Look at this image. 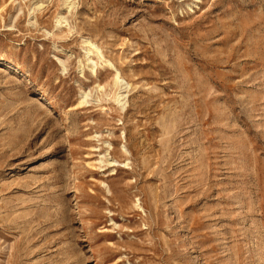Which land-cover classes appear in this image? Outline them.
Wrapping results in <instances>:
<instances>
[{"label": "rangeland", "instance_id": "1", "mask_svg": "<svg viewBox=\"0 0 264 264\" xmlns=\"http://www.w3.org/2000/svg\"><path fill=\"white\" fill-rule=\"evenodd\" d=\"M0 264H264V0H0Z\"/></svg>", "mask_w": 264, "mask_h": 264}, {"label": "bare ground", "instance_id": "2", "mask_svg": "<svg viewBox=\"0 0 264 264\" xmlns=\"http://www.w3.org/2000/svg\"><path fill=\"white\" fill-rule=\"evenodd\" d=\"M60 23V22H59ZM91 62H93V61H91ZM93 66H94V63H93ZM116 82L117 83H120V82H122L123 83V80L121 79V77L119 76V75H117V77H116ZM126 84V82L125 83H123V85H125ZM122 90V89H121ZM118 100L120 101V102H122L123 100H125V95L123 94V93H119L118 94Z\"/></svg>", "mask_w": 264, "mask_h": 264}]
</instances>
